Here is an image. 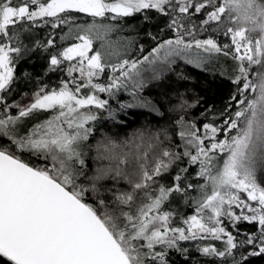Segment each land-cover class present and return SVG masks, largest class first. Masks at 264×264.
Here are the masks:
<instances>
[{
    "label": "snow or ice",
    "instance_id": "6c2138e0",
    "mask_svg": "<svg viewBox=\"0 0 264 264\" xmlns=\"http://www.w3.org/2000/svg\"><path fill=\"white\" fill-rule=\"evenodd\" d=\"M144 10L170 17L169 27L178 33L177 39L165 41L155 52L166 49V56L178 55L195 46L210 56L222 55L234 61L233 75L229 79L237 86L240 97L238 100L236 95L230 98L236 101L235 112L220 126L203 124L202 135L198 134L200 129L195 123L189 124L181 116L177 124L184 151L164 148L158 154L154 152L151 159L145 151L136 155V168L131 172L129 153L120 155L116 150L121 145L104 137L95 145L94 159L108 160L109 164L97 167L89 176L84 171L86 152L82 146L93 132V128L86 125L97 116L80 109L90 106L102 109L108 101L95 95L79 97L77 93L81 87L89 86L98 92L109 90L92 83V77L105 69V54L96 51L89 56V52L93 50L94 40L101 41V47L109 52L113 42L108 39L110 26L93 24L81 29L83 34L78 32L74 37L80 43L50 54V65L51 70H55L62 61L79 58L76 64L69 66L68 72L79 71L82 77L86 75L87 83L76 84L74 89L65 83L59 91L47 93L41 89L34 102L20 108L18 116H0V138L6 137L10 142L8 146L0 143V264H145L149 258L165 264L166 252L154 251L157 245L186 252L187 249L179 248L177 241L203 238L201 234L221 240L225 246L223 251L203 247L199 249L202 255L224 258L232 256L234 249L247 248L240 253L239 260L234 259V264H251L252 258L264 259V186L257 178L258 169H264V0H0V105L3 111L20 107L9 105L2 95L13 81L10 54H21V47L9 43L20 40L19 32L13 31L17 25L21 31H27L23 27L25 23L35 24L37 20L51 17L57 18L52 21L55 28L71 19L60 16L61 13H85L92 17L114 13L112 18L116 19ZM201 14L204 18L198 24L192 20ZM185 19L187 24L183 22ZM207 31L220 33L225 40L195 39V32ZM185 34L193 36V41H185ZM46 43V51L47 47L54 46L52 39ZM36 47L42 45L37 43ZM188 62L199 67L202 61L198 58ZM136 67L137 62L129 64L128 60L112 65L113 71H120L125 77ZM253 71L254 79L250 78ZM119 79L116 77L111 86L117 87ZM246 93L257 95L249 98ZM133 106L136 105H127ZM179 107L183 109L185 104ZM36 110L55 111L51 119L35 125L27 134H20L17 131L19 119ZM218 134L225 138L218 139ZM161 135L164 140L172 139L166 130L156 133L151 138L154 143H148L149 149L163 142ZM143 142L144 134L138 132L124 143L135 145L139 152ZM17 152L36 156L44 166L26 162ZM184 158H188L189 164H198L199 175L211 185L210 193L204 191L207 184L200 185L202 196L195 201L197 214L184 221L187 229L170 227L172 213L160 211L172 193L184 194L179 173L174 177L177 183L167 188L161 185L158 195L147 191L151 184L157 183L156 177ZM76 165L80 166L79 170ZM187 171L180 168V172ZM82 176L87 184L80 179ZM133 176L138 178L132 179ZM121 179L131 185V192L119 189L113 192L101 183ZM192 187L187 185V188ZM233 190L246 193V200ZM106 192L111 193L110 201L104 198ZM141 192V200L146 198L148 202H142L133 211L131 205ZM86 196L94 198L95 202L89 203ZM110 204L119 207L118 214ZM233 207L240 209L239 213L233 211ZM205 210L211 214L205 216ZM222 217L233 227L244 221L258 224L259 234H246L238 241L226 226H221Z\"/></svg>",
    "mask_w": 264,
    "mask_h": 264
},
{
    "label": "trees",
    "instance_id": "16d2710c",
    "mask_svg": "<svg viewBox=\"0 0 264 264\" xmlns=\"http://www.w3.org/2000/svg\"><path fill=\"white\" fill-rule=\"evenodd\" d=\"M60 16L71 17L67 23L59 24L57 27L52 26V21L57 18H45L42 21L27 22L24 28L27 31H21L17 25L13 31L19 32L20 40L9 42L11 46L21 47V54L17 56L15 53L10 55L13 57V63L10 65L14 69L13 81L6 92L2 93L6 102L10 105L13 103L23 105L29 103L31 99L40 92L59 91L65 83L70 89H74L76 84L84 85L81 79L66 80L65 69L68 67V61H62L59 67L51 70L50 54H57L65 48L70 47L74 43H80L74 39L75 35L81 32V29L87 28L89 25L110 26L112 28L108 39L113 42L112 49L109 52L101 47V41L94 40L93 50L89 52L94 54L101 51L105 54V69L100 72L101 75L95 79L99 85L108 88L105 92H98L89 87H81L77 93L79 97L87 95H95L99 99L107 100L108 103L102 109L90 106L86 108L97 116L95 121H91L93 132L89 140L84 142L82 150L86 152L84 171L90 176L97 167H103L109 164L108 160H96L95 145L104 137H109L117 144L121 145L116 151L120 155L129 153L128 159L132 163L129 165V171L136 168L135 157L147 151L149 159L152 154L159 153L161 149L171 148L176 152H183L184 147L179 137L180 126L177 121L183 116L184 120L191 124L195 123L200 129L198 134L202 135V125L212 123L220 126L230 113L235 112L237 104L230 98L232 95L240 99L237 86L231 83L229 77L233 75L232 67L234 61L230 57L222 55H214L207 58L203 65L197 67L193 63L186 62L178 56H173L164 62L154 63L151 70L136 68L137 72L129 74L131 81H127L121 77L120 71H113L112 65L121 64L124 60L131 62H139L144 57H149L153 50L167 40H173L178 37L177 31L169 27L170 17L164 16L154 10H144L141 13H135L130 17H118L113 19L114 15L105 13L104 17H92L85 13H61ZM145 16L148 19H145ZM203 14L192 17L197 24L203 19ZM188 23L187 19L183 21ZM71 30V31H70ZM195 31V30H194ZM183 33V29L180 30ZM220 33L195 32V39L213 37L220 40ZM61 37H65L61 39ZM185 41H193V36L183 35ZM52 39L54 46H47V40ZM8 42V41H5ZM37 43L42 47L37 48ZM62 59V58H61ZM128 66H125L127 68ZM133 72V71H132ZM223 73V74H222ZM119 77L117 87H112V81ZM135 94V95H133ZM147 102V103H144ZM186 102V103H185ZM136 105L127 107V105ZM143 104V106H140ZM185 104L181 109L179 105ZM195 105V106H192ZM155 109V110H153ZM55 110L32 112L27 117H21L20 123L25 127L17 131L20 134H27L35 125L43 123L51 119ZM87 111V112H88ZM7 111H3L0 105V116H6ZM9 116H18L13 109L9 108ZM164 130L172 137L171 141L164 140L161 135L162 143L156 144L152 149L148 148V143L153 142L151 138L156 133H162ZM142 132L144 134V142L137 152L135 145L129 143L125 145V141H131L133 133ZM223 134H218V139H223ZM207 141H205L206 143ZM0 143L5 146L10 144L7 138H0ZM139 143V141H137ZM154 143V142H153ZM195 151L194 149L192 150ZM26 162L43 167V162L38 160L36 156L27 152L20 153ZM49 166H51L49 164ZM79 170V165H76ZM122 167H124L122 165ZM180 168H187V172H180ZM179 173L182 177L181 184L185 187L183 195L180 193H172L168 200L161 205V212H170L171 220L178 221L191 215L196 209L195 201L202 196L200 185L207 184L204 191L210 193L211 185L205 178L199 175V165L189 164L188 158L177 161L171 168L164 172L160 177H156V184H151L147 191L153 196L158 195V188L163 185L166 188L177 183L174 180L175 175ZM137 179L138 177H131ZM258 182L264 186V169L257 171ZM81 180L87 184L85 177ZM105 187L112 188L115 192L117 189L121 191L131 192L132 188L124 179L119 182L105 180L101 182ZM191 184L192 188H187ZM156 189V191H153ZM103 191V189H102ZM142 192L137 197L131 209H135L142 203H147V199L141 200ZM104 198L111 200V193H105ZM89 203H94V198L85 197ZM117 214L119 207L116 204H110ZM128 210V208H125ZM222 226H226L227 230L237 237V240H243L245 235H258V224H249L248 222H240L235 227L227 225L228 222L224 218ZM227 221V222H225ZM175 227H180L176 224ZM239 229L237 232L236 229ZM203 237V236H202ZM226 239V238H223ZM179 248L187 249L186 252L177 251L175 248H168L163 245H157L154 251H164L165 264H234V259H240V253L245 252L247 248H238L233 250L232 256L224 258L212 255H202L199 249L212 246L219 250H224V244L221 240L210 237L198 238L196 240L177 241ZM143 251H148L143 249ZM145 264H159V261L146 259ZM251 264H264V259L252 258Z\"/></svg>",
    "mask_w": 264,
    "mask_h": 264
},
{
    "label": "rangeland",
    "instance_id": "374dc122",
    "mask_svg": "<svg viewBox=\"0 0 264 264\" xmlns=\"http://www.w3.org/2000/svg\"><path fill=\"white\" fill-rule=\"evenodd\" d=\"M113 2H114V0H113ZM110 14H112V15H115L114 13H110ZM45 18H51V17H45ZM45 18H43V19H45ZM42 19V20H43ZM42 20H37L36 22H39V21H42ZM221 38H220V40H222V41H224L225 40V37H223V35L222 36H220ZM175 39H177V38H174L173 40H175ZM199 39H202V38H199ZM205 39V38H204ZM172 40V39H171ZM163 44V43H162ZM160 47V45L157 47V48H159ZM167 47V46H166ZM156 48V49H157ZM91 55H93V54H90L89 53V56H91ZM173 56H178L179 58H181L182 60H185L186 62H188L189 60H195V59H201V61L204 63V61L207 59V58H210V57H213L214 55H208L207 53H205V52H203V50H201V49H197V48H195V46H193L191 49H187V50H182L178 55L177 54H173V55H167L166 56V49H160V51L159 52H155L154 50L152 51V53L150 54V56L148 57V59L147 60H145L144 58L142 59V60H140L138 63H137V67L136 68H139L140 67V69H142V72L143 71H145V70H151L153 67H154V63H158V62H164L165 60H167V59H169V58H171V57H173ZM79 58H77L76 60H73V61H68V67L65 69V77H66V80H72L71 82H73V80L74 79H81L83 82H85V84L87 83V76L85 75V76H81L80 75V73H79V71H74V72H72V73H69L68 72V68H69V66L70 65H73V64H76L77 63V60H78ZM202 62H201V65H203L202 64ZM86 63V62H85ZM136 68L135 69H132L130 72H129V74L130 75H132V73H136L137 72V70H136ZM133 71V72H132ZM85 72H87V68L85 67ZM100 75H101V73H98V75H96V76H94V77H92V83L93 84H98V82H96L95 81V79H98L99 77H100ZM121 77L123 78V79H125V80H127L128 82L129 81H131V77L129 78V76L128 77H125V76H123V75H121ZM250 78H252V79H254L255 78V71H253V73L251 74V76H250ZM118 86H119V84H118ZM93 90H95V89H93ZM106 93V92H105ZM106 95H108L107 93H106ZM239 95V94H238ZM246 95H248L249 96V98H255V96L257 95V93H246ZM36 96V95H35ZM35 96L31 99V101L29 102V103H23V105H20V104H16V103H13V104H10V105H19L20 107L18 108V107H10L11 109H13L14 111H16V113H19V110H20V108H26L29 104H31L32 102H34V98H35ZM92 107H94V106H92ZM38 111H40V110H36V111H34V112H38ZM80 111H82V112H87L88 110L85 108V109H80ZM7 115L6 116H4V118H7V116H9L8 114H9V108L7 109ZM92 125V122H89V125H86V127L87 126H91ZM25 126L23 125V124H21L20 123V120H19V122H18V126H17V129L18 130H20V129H23ZM65 127H66V125H65ZM202 130H201V132H204V130H203V128H201ZM225 138V137H224ZM223 138V139H224ZM206 143H208V141L206 142ZM17 155H19L22 159H24L23 157H22V155L21 154H17ZM25 160V159H24ZM221 166H222V163H221ZM233 191H236L237 192V195H239V196H241V198H243V199H245L246 200V197H247V194L246 193H243V192H238L237 190H233ZM210 192H211V190H210ZM248 203L249 204H252V203H254V202H252V201H248ZM233 211H235L236 213H239V211H240V209H238V208H235V207H233ZM154 213H150L149 215H153ZM197 214V211H196V209H194L193 210V212L191 213V215H189L188 217H186V218H184V219H180V220H178V221H173V220H171V217H170V227H175V222H176V224H179L180 225V227H183V228H185V229H187V227H188V225L187 224H185L184 223V221L186 220V219H188L189 217H191V216H193V215H196ZM211 213L210 212H208V210H205V213H204V215L205 216H207V215H210ZM225 219V220H227L228 222H230L227 218H225V217H222L221 219ZM227 221H225V222H227ZM230 224H232L231 222L230 223H228L227 225H229V227H231V225ZM222 226V225H221ZM259 226V225H258ZM231 230V229H230ZM230 230H228V231H230ZM187 234V233H186ZM169 235H173L172 233H169ZM201 236H203V237H210V238H213V237H211L210 235H207V234H201Z\"/></svg>",
    "mask_w": 264,
    "mask_h": 264
}]
</instances>
